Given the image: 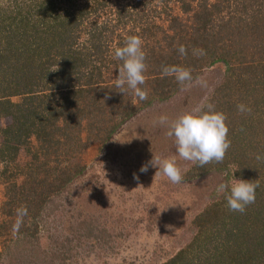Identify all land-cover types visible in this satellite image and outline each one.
<instances>
[{
  "label": "rangeland",
  "instance_id": "1",
  "mask_svg": "<svg viewBox=\"0 0 264 264\" xmlns=\"http://www.w3.org/2000/svg\"><path fill=\"white\" fill-rule=\"evenodd\" d=\"M136 1L109 0L106 10L85 12L80 19L83 28L80 32L76 29V46H83L88 27L84 22L88 18L108 21L111 26L116 25L115 34L130 30L142 39L145 63L150 70L156 65L155 54L169 50L166 37L176 32L175 44L178 36L189 40L195 14L202 11L198 0H190L193 9L185 13L178 0H149V14L139 13L141 19L140 16L136 19L137 10L132 6ZM46 2L54 4V14L62 15L74 12L78 16L81 8L93 11L96 6L93 0ZM223 5L228 8L219 5L211 9L212 20L205 33L220 38L217 55L227 54L228 63L220 61L193 75L202 76L207 87L197 85L181 92L173 77L169 80L173 85L170 93L153 97L149 105L127 92L117 97L119 100L114 104L102 105L101 111L94 108L91 96L83 94L70 99L74 108L66 113L58 109L66 89H46L41 92L43 95H38L42 96L39 100L47 117L58 116L59 137L49 143L32 134L28 144L20 146L14 160H5L0 155V264H163L190 241L195 233L192 219L211 202L212 192L227 169L233 173L240 164L241 175L259 185L257 198L264 199V159H256L257 155L264 157V20L258 22L256 15L264 12V0H223ZM123 6L131 14L123 18L127 21L125 26L114 14L116 8ZM170 16H176L181 26L172 29ZM115 47L116 41L109 39L105 55L113 62ZM52 72L48 75L54 78ZM102 73L103 78L115 80L118 68L103 69ZM146 80L145 77L143 89L149 94L154 83ZM230 83L234 89L221 91L222 85ZM216 87L220 91L214 92ZM221 93L230 94V106L216 107L227 118L231 141L223 163L212 162L201 169L178 158L183 176L180 184H172L162 176L154 178L157 169L151 166L147 172L140 171L153 153L176 154L173 140L166 136L167 128L154 123L160 115L175 118L205 95L216 105L223 100ZM214 94L217 98L211 101ZM238 104L251 108V113L239 112ZM35 105L42 115L41 106ZM65 114L71 115L70 121L64 118ZM10 121L9 117H1L0 128ZM107 130L113 132L108 134ZM2 142L0 133V149ZM37 196L43 197L38 206ZM20 204L28 207V215L19 232L14 233L15 210ZM9 206L13 208L10 218L4 213ZM35 212L39 215H34ZM254 218L249 215L245 221L252 223ZM254 226L259 232L262 230L259 224ZM206 228L203 231L211 237H202L211 239L209 250L213 251L214 244L221 245L223 227ZM222 250L219 247L218 255ZM195 253H200L198 248L191 252ZM199 263L195 258L193 264Z\"/></svg>",
  "mask_w": 264,
  "mask_h": 264
},
{
  "label": "trees",
  "instance_id": "2",
  "mask_svg": "<svg viewBox=\"0 0 264 264\" xmlns=\"http://www.w3.org/2000/svg\"><path fill=\"white\" fill-rule=\"evenodd\" d=\"M46 1L0 0V118L9 117L11 120L5 127L0 128V133L3 135L0 155L5 160H14L20 146L28 144V139L31 136L35 135L38 138L48 140L49 143L54 141L53 139H58L59 136H56V129L59 128L56 126L58 116L48 118L44 113L39 100L42 99V96H38L43 95L42 91L66 89L62 98L63 102L58 108L64 110L62 112L65 113L74 108L70 100L72 97H81L83 94L87 97L89 95L92 97L94 108L103 111L102 105H112L119 100L117 97L122 95L118 90L113 89L114 79L103 78V69L109 70L111 67H118L120 63L116 59L113 62L110 56L105 55V49L109 39L116 41L117 47L122 46L124 38L132 35V32L127 30L124 34H115L116 25L111 26L108 21L102 22L88 18L84 22L88 24V27L85 28L87 36L83 46H76L78 39L76 29L79 28L78 32H80L83 28L84 24L81 23L80 19L83 18L84 13H99L100 10H106L109 8L106 6L109 0H103L101 3L93 0L96 3L94 10L81 8L78 16L74 12H66L64 15L61 13L54 14L52 12L54 4ZM178 1L183 13L193 9L190 0ZM198 1V6L202 11L198 10L200 12L197 11L198 13L195 14L196 22L192 28L193 31L190 32L191 35L188 37L189 40H184L182 36H178L175 44L176 32L171 36L168 35L166 38H169V41H167L166 46L169 47V50L157 52L153 57L155 67L144 73L146 81L154 83L149 88L150 93L148 94L152 99L143 100L145 106L154 101L153 97L166 96L170 93V89H173V85L169 81L173 76H164L162 65L187 67L192 70L194 75L220 61L225 65L228 63L227 54L224 56L217 55L218 49L221 48L220 38H214L213 35L205 33L211 23L210 20H212L210 18L211 9L219 5L225 9L228 7L223 5V0L211 4H207V0ZM132 6L137 10L136 19L140 16L139 13L149 14V0H137ZM114 14L116 19L123 23V26L127 22L123 20L126 14L131 17L127 6L116 8ZM256 15L258 22L259 19L264 20V12H256ZM33 19L35 21L32 22ZM138 19H141V16ZM169 20L172 29L175 26H181L176 16L169 18ZM180 45L186 47L187 55L179 54L177 49ZM194 49L197 52L203 49L206 55H193ZM54 66L56 67L55 72L50 71ZM89 66H91L90 70L85 71ZM51 72L54 78L48 75ZM38 83L42 84L39 85ZM224 83H226L225 80ZM141 87L143 88V85ZM233 87L234 84L232 83L224 84L221 86V91L230 92L234 89ZM218 91H220V87H216L214 90V92ZM229 95V93H221L223 100L217 103L215 107L230 106ZM12 97H17L19 100L13 101ZM215 98L217 96L214 94L211 101ZM35 103L41 106L42 115L38 112L40 110ZM49 112L51 114L54 110ZM69 117H71L69 114L64 116L70 121ZM107 132L111 134L113 130H107ZM239 152L243 151L240 150ZM207 165L201 169L206 168ZM221 167L223 168V165ZM222 168L219 170L221 171ZM238 168L233 173L231 169H227L221 182H227L236 176L237 179H243L241 164ZM215 189L212 192L211 202L192 219L195 233L190 241L163 264H193L195 258H198L201 264H264V199L257 198L258 192L256 191L257 205L255 203L248 205L244 213L233 212L229 210L224 196L217 195ZM36 198L38 201L35 205H41L43 197L37 196ZM12 211L13 208L11 209L9 206L5 209V216L10 218ZM37 214V212L34 213V215ZM249 215L255 216L252 223L245 221ZM255 224L262 227L260 232L254 226ZM214 225L223 228L221 229V245L214 244L213 251H211L209 246H211L212 241L208 238L211 236L205 234L203 230ZM219 247L223 249L220 255H218ZM196 248L200 253L198 255L196 253L195 255L191 254Z\"/></svg>",
  "mask_w": 264,
  "mask_h": 264
},
{
  "label": "clouds",
  "instance_id": "3",
  "mask_svg": "<svg viewBox=\"0 0 264 264\" xmlns=\"http://www.w3.org/2000/svg\"><path fill=\"white\" fill-rule=\"evenodd\" d=\"M142 44L143 41L139 36L128 35L124 38L123 45L114 49V59L120 63L113 89L123 95L131 92L140 101L148 98L147 90L141 87L145 84L144 73L147 70L146 54L142 50ZM177 50L180 55H187L184 45H180ZM193 55L203 56L206 53L203 49L198 52L194 49ZM162 74L173 76L181 92H187L197 85L207 87L205 79L202 76L194 78L192 70L187 67L162 65ZM209 99V96L205 95L199 103L183 109L175 118L170 119L167 115L158 117L154 123L167 128L166 136L173 140L176 154L162 156L153 153L151 160L141 166V172H147L151 166L157 169L154 178L162 176L172 184H180L183 176L181 167L177 163L178 158L198 167L223 161L227 150L231 147V141L228 139L227 118L223 112L216 109L213 103L209 102ZM237 110L241 113H251V108L244 104H238ZM256 159L260 160L264 157L257 155ZM135 178L138 179V177ZM258 187L259 185L252 181L234 177L230 181L219 183L215 191L217 195L224 196L230 211L244 213L246 207L255 202ZM15 214L16 219L12 230L18 233L23 226L24 217L28 215L27 208L21 206L15 210Z\"/></svg>",
  "mask_w": 264,
  "mask_h": 264
}]
</instances>
